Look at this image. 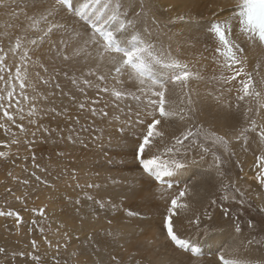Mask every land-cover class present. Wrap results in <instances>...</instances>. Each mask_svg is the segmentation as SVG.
Masks as SVG:
<instances>
[{
    "label": "snow or ice",
    "instance_id": "snow-or-ice-1",
    "mask_svg": "<svg viewBox=\"0 0 264 264\" xmlns=\"http://www.w3.org/2000/svg\"><path fill=\"white\" fill-rule=\"evenodd\" d=\"M133 4L134 0H52L48 4L43 0H23L22 3L21 0H0V9L6 10L10 19L18 20L22 29L21 34L15 35L8 30L17 25L5 23L3 35L7 37L9 46L7 49L0 46V129L12 137L0 142V149L8 150H0V158L7 157L11 146L20 143L17 134L11 131L12 125L23 133L25 126L18 121L27 118L29 124L36 123L33 117L37 114V102L47 100L51 94H42L38 91V85L61 88L58 82L53 85L58 72L47 78L39 71L33 75L29 61L30 46L62 31V38L58 43L53 42L50 50L63 61L75 58L83 60L86 70L81 69L79 76H72L71 84L86 99L87 90L95 89L99 99L92 100V105H99L103 101L99 108L85 103H79V108L83 110L88 106L91 116L99 115L102 121L106 120L114 127L119 134L117 147L130 149L133 164L151 182L158 200L163 202L160 232L175 248L196 257L200 254V248L182 238V223H178L180 217L191 210L186 200L189 190L187 186L174 190L176 186L172 183L176 173L185 169L191 149L199 148L207 153L211 146L212 149H222V154H229L233 142L241 143L245 151L255 142L260 155L256 157L259 170L253 179L264 188V59H258L250 68L247 55L249 49L256 48L264 53V0H233L232 4L226 5L234 8L233 16L211 21L206 26L204 35L211 40L216 65L211 77L215 88L208 96L221 110L227 109L229 119L234 121L223 133L206 128L197 119L198 111L202 109H198L193 99L191 84L203 80L204 76L174 55L170 46L154 42L148 29L138 27L137 20L143 12H136ZM139 7L143 8V5ZM62 13L70 14L63 22L57 19ZM177 19L183 20L184 17L178 16ZM69 20L74 23H69ZM69 40L73 45L72 55L67 53ZM9 54L16 58L13 65L6 62ZM39 68L44 73L49 72L42 63ZM61 94L68 95L64 92ZM72 99L75 100V96ZM51 111H55V108ZM76 122L79 123L78 120ZM94 131L98 134H90L91 141L107 157L104 149L112 145V136L109 134L105 144L104 130ZM67 140L89 146L79 136L74 138L69 135ZM212 156L219 170L223 163L221 155L212 151ZM108 163H113L111 158ZM32 175L36 181L47 183L41 176ZM110 179L113 185L121 183L117 179ZM28 182L23 181L24 184ZM76 186L80 187L79 184ZM86 187L99 189L101 185L88 183ZM229 187L239 193L240 203H243L244 193L235 184L222 185L225 190L222 199L229 198ZM85 196L98 206L99 211L118 208L110 199H96L87 193ZM232 199H236V196ZM80 203L77 199L76 204ZM261 211L264 212V208ZM123 212L128 217L140 215L128 208H124ZM0 215L4 213L0 212ZM188 223L199 225V216L189 219ZM248 226L253 225L249 222ZM235 231H241L239 224ZM107 235L114 240L119 236H114L112 232ZM32 246L36 247L35 242ZM4 251L0 248V253ZM236 252L235 243L226 247L218 255L219 264H243ZM34 259L38 260L39 257ZM94 264H124V261L118 259L116 254H109L107 261L100 257ZM161 264L172 262L162 261Z\"/></svg>",
    "mask_w": 264,
    "mask_h": 264
},
{
    "label": "bare ground",
    "instance_id": "bare-ground-1",
    "mask_svg": "<svg viewBox=\"0 0 264 264\" xmlns=\"http://www.w3.org/2000/svg\"><path fill=\"white\" fill-rule=\"evenodd\" d=\"M22 2L23 0H21V3ZM43 2L45 4H48L51 3L52 0H43ZM232 3L233 0H134L133 7H135V11L143 12V15L137 20V24L140 29H148L152 33L154 42L165 47L170 46L173 54L177 55L181 60L188 63L189 66L192 62L193 71L198 70L197 67L199 66V64L203 65V69L200 68L199 72L201 75L205 73V75H203L204 79L195 82L193 81L191 84V88L194 90L193 99L197 102V104L198 99L201 100V93L198 94L197 90H202L209 93L215 88L214 83L211 81V77L216 71V65L214 63V54L211 40L206 38V36L204 35L206 26L211 21L221 19L225 16H233L235 14L234 8L226 7V5ZM139 5H143V8L139 7ZM178 16H183L184 19L179 20L177 19ZM68 17V13H62L61 17H58L57 19L63 22V20L67 19ZM0 19H4L6 21L10 19L9 16L6 15V10L0 9ZM12 20L13 23L17 25V27L11 29L10 32L15 35L21 34L22 29L20 27V22L18 20ZM68 22L74 23L73 20H69ZM4 33L5 28L3 32L0 31V46H3L6 49L9 46V43L7 37L3 35ZM62 36V31H58L55 35V39L59 42ZM65 38L67 39V37ZM194 45H197L198 53L193 49ZM72 47V42L71 40H69V46L67 49V53L69 55H72ZM33 50V47L30 46V57L32 58H30L29 66L31 71L33 72V75L35 74V72L39 71L41 75H44L47 78L50 75H54L56 72H58L59 75L57 79L53 81V85L57 82L61 85L60 89H55L53 86L49 85H38V91H40L42 94H51L48 95L47 100L37 102V114L34 116V119L38 120L37 122L39 123L41 119H43L45 116H48V114L52 112H58L59 115L61 113L64 114V116L60 117V119H63V121L65 119H68L71 124L69 123V130L66 131V133H64L60 138L65 141V144L69 146L70 149L68 151L73 157L75 148L78 150L79 146L77 145V143L73 144L69 142L67 140V137L69 135H72L74 137V135L76 134L75 131L78 130V126L74 124V119L75 117L81 116L79 113L82 110L79 108V106L74 107L70 111H65V108L72 105L73 101H75L76 99H79L86 105L98 107V105H92V100L99 99V97L96 95L95 89H88V98L86 99L84 94L78 92L75 86L71 84L70 78L72 76H79L81 73V69L86 70L83 60L75 58L70 61H63L61 57H57L54 51H50L48 54H46L44 60L42 58V61L40 62L37 59L40 56L33 55L36 53V50L35 53L33 52ZM190 51L195 52L194 54L198 57V61H196V59L194 58L191 59L192 61L189 59ZM247 55L250 60V68L254 67L258 59H264V53H262L259 48L249 49L247 51ZM15 60L16 58L9 54L7 63L9 65H13ZM41 63L48 67V73H44L43 69L39 68V65ZM65 73H67L68 75H65ZM61 92L68 93V95H62ZM202 95L204 96L203 101L205 107L201 108L202 110L200 111L199 115L201 117L197 116V119L199 121L201 120L204 124L214 122L218 132L223 133L231 123H234V121L229 119L227 115V109L221 110V108L217 107L212 99L210 102H206V96L203 92ZM72 96H75V100L72 99ZM70 98L73 101H71ZM102 104L103 101L100 103V106H102ZM52 108H55V111H51ZM54 115H57V113H55ZM25 120H27V118ZM48 120L50 119H47L46 121L42 120L39 123L38 127L40 128V126L45 124V122H50ZM55 120L58 121L59 119H53V121ZM88 123H92V121H88ZM97 123L98 129L104 130V142L105 144H107L109 134L114 132L115 129L114 127L110 126L106 120L99 121ZM28 127L30 128V126ZM94 130H96V128L93 124L92 133H94L95 135L98 134V132H93ZM84 132L85 131L82 130L79 131V133ZM37 133L38 134L35 135V140L37 139L36 142H47V146H50V143H53L54 137H59L55 136L58 134H52L48 135V138L45 139L44 137H40L41 132L37 131ZM90 133L91 132H86L85 135H88ZM112 143H115V141L112 140ZM92 147L97 152L93 151V149L91 148V144L89 145V150L81 148L80 151L77 152V159L79 155H81L80 159H78L79 161L74 162L75 164L72 163V166L68 168L69 170L66 168H63V170H61L62 167L61 169H58L60 167L57 166L59 173H61L56 177V181H54L56 182V185H62L60 189L71 191L75 196L70 206H68L69 214L59 220V218H56V213H52V215L55 216V221H51L52 224L50 223L51 227L54 229L52 231L53 237L58 236L64 238L65 233H67L68 238H77L78 243L75 244L76 249L73 250V252L70 254V258L75 261V264H94V262L97 261L100 257H103V259L107 261L109 258V254H114L113 251H115L117 247H115V242L108 240L109 236L107 235V231L112 232L114 236L119 234L116 240L120 244H122L121 250L124 252V247L126 248V251L129 252L130 250L136 248L134 245H136L137 240L143 241V243L145 244L143 245L145 247L143 248L146 252L145 255H147L148 259L150 260L148 262L146 261V263L143 264H161L162 261H171L172 264H219L217 259L220 252H222L229 245H233L234 243L237 245L236 256L243 261V264H248L246 262H248V259L250 260V257L252 258V256L250 254V251H248L245 241H243V236H241L239 233L234 230L223 232V230L217 229H209V232H207L208 230L206 231L204 228H201L196 224L188 223L189 219H194L195 216L200 213L201 209L205 205H207L208 199H215H212V197H215V191L219 190V188L221 190L222 185L226 184L224 183L225 181L223 182V184L222 182L218 184V170L215 165L205 162L204 164L199 165L201 168H196L195 166H185V169L176 173V177L174 179L176 183H184L180 185L181 188L187 186L189 190V195L186 200L191 205V210L186 215H182L178 220V223H182V227L180 229V235L182 236V238L188 239L190 242H193L197 247L200 248V254L196 257H192L190 252L186 253L183 249H177L174 245L170 244V242H166L167 240L165 238V235L162 234L159 230V222L161 218L160 214L163 211H158L156 213L158 216L155 219L156 221L153 223H149V221L146 222V220L144 219L141 221V217L137 218L138 216L134 218L128 217L124 214L123 209L125 208V205H128V203H118L119 199L122 196H125V199L128 200V198H133L134 195L128 197L124 190H122L121 194H118V192L113 191V189L122 187V185L127 180H130L133 186L134 184L139 187L142 186V195L138 198L143 197L142 200H150V198L153 199L154 196H157L155 194V191L153 190L154 188L150 187V181H148L147 177L141 175V171L138 173L139 169L135 164H133L132 160H129V162L132 163L133 166L127 171L128 173L111 174L112 171L109 166L117 165V158H111L113 163L109 164L108 159L110 157H106L104 153L100 151L93 143ZM108 147H105L104 151H106L107 153L108 150L113 152L114 149L112 147ZM125 148L126 147H120V149L123 150H125ZM230 150H232V152L234 153L233 155H235V158L238 159V162L242 169L241 175L243 176V180L241 179V181L231 178L230 185L235 184L236 187H238L244 193L243 196H252L254 199H258L257 202H260L259 204H261L262 206H260L263 208L264 192L259 189L257 184L254 183L255 180L253 179V177L259 170L258 162L257 165H252V162L255 159L254 157L257 156V154H260L256 143H251L248 147V150L245 151L241 143L233 142V144L230 146ZM125 151L129 152L130 149H126ZM60 152H62V150ZM220 153H223L222 149H220V152L217 153V155H221ZM221 159L223 163L225 160H229V154H223L221 156ZM242 159L245 160V164L242 163ZM187 162L191 161L188 160ZM250 165L252 166V168H249ZM232 166L231 171L235 173L236 170ZM53 169L54 171H57L56 167H54ZM73 170H75L76 173H74ZM129 173H134V175H129ZM193 173H197V175L193 176ZM68 174L71 176L69 177ZM73 175H75V179H73ZM112 177L121 181V183L113 185L110 179ZM227 181H229V179H227ZM88 183H98L101 185V187L99 189H89L86 187V184ZM77 184H79L80 187H77ZM229 189L232 188L229 187ZM232 191L233 193L227 194L229 198H232V195H237V197L241 198L239 196V193L235 192L233 189ZM80 192L92 195L96 199H110L118 205V208L116 210L109 209L106 212L99 211L98 206L93 205L91 201H88L85 195L81 196L83 194H80ZM63 193L64 192L57 195L55 193V197L52 193L51 196L46 193L44 197L41 196V200L44 199L49 205L54 206L55 201L59 197H61ZM77 199L81 201L79 205L76 204ZM245 201L248 202V200L243 199V203H246ZM153 202L155 203V201ZM161 204H163V202ZM148 208H150V206H148ZM150 209L154 210L155 214L156 209ZM150 213H152V211H150ZM150 215H153V213ZM151 217L153 218V216ZM108 221H111V223H109ZM107 222L110 224V226H108L109 224ZM136 225L138 229L135 228ZM143 227L147 229L148 233H140ZM134 230H139V232H134ZM224 233H226V235H224ZM68 238H66V240ZM227 238L228 243L226 244L225 241ZM47 239H49L48 236ZM112 247H115V250H110V248ZM158 249L160 250V252H158ZM97 250L99 251V255L97 254ZM121 253H119L117 257H120ZM135 255L131 256L132 258L128 257L122 259L123 261H125L124 264L126 262L137 264L136 261H139L140 259L138 260L139 257L135 258ZM123 256L124 255H122V257ZM147 257L142 255V258ZM141 261H143V259H141ZM250 262L251 261H249V264Z\"/></svg>",
    "mask_w": 264,
    "mask_h": 264
},
{
    "label": "rangeland",
    "instance_id": "rangeland-1",
    "mask_svg": "<svg viewBox=\"0 0 264 264\" xmlns=\"http://www.w3.org/2000/svg\"><path fill=\"white\" fill-rule=\"evenodd\" d=\"M5 23H13V20L9 19L6 21L4 19H0L1 32L4 31ZM10 30L11 29H9L8 31L10 32ZM55 35L48 38H43L37 43V45L32 46L34 49L33 50L34 53L36 50V53L33 55L40 56L37 58L38 61L41 62L42 58L44 60L46 54H48L51 51L50 48L53 42L58 43V41L55 39ZM193 49L195 50V52L198 53L197 45H194ZM195 52L190 51L189 59L191 60L194 58L196 59V61H198V57L194 54ZM190 67L192 68V62ZM200 68L203 69V65L199 64V66L197 67L198 70L195 71L199 72ZM202 75H205V73ZM197 92L198 94L201 93L200 95L201 100L198 99V104H197L198 109H201L205 107L203 101L204 96L202 95V92L206 96L205 97L206 102H210L211 97H209L208 93L205 91L197 90ZM70 100L73 101L71 98ZM79 103L82 102L79 99H76L75 101H73L72 105L65 108L66 109L65 111L72 110L74 107H77ZM99 107L100 104L98 105L97 108ZM200 111H198L197 116L200 115ZM55 113L58 112H54V113L52 112L48 114V116H45L43 119H41V121L42 120L46 121L47 119H50L48 120L50 122H45V124L41 125L40 128L38 127V125L41 121H39L38 123L37 122L38 120H35L36 123L29 124L28 119L22 122L18 121V123H23L25 126L26 131L23 133H21L19 129H17L14 125L11 126V131L17 134L16 138L19 139L20 143L11 146L12 151L9 152V155L7 157L0 158V212L4 213V215H0V248L5 249L3 253H0V264H75V261L72 260V258H70V254L73 252V250L76 249L75 244L78 243L77 238H73V237L68 238V236H65L66 238H68L66 240L65 237L64 238L58 236L53 237L52 231L54 229L50 225V223L52 224V222L55 221L54 219L55 216H53L52 213H56V218H59V220H61L62 218L66 217L69 214L68 206H70L75 196L72 194L71 191L68 190L65 191L60 189L62 185L61 184L56 185V182L54 181H56L57 179L56 177L59 176L61 173V172L59 173L58 169H61V167H62L61 170H63V168L66 169L70 168L72 166V163L75 164L74 162H78L79 161L78 159H80L81 157V155H79L77 159L78 156L77 152L80 151L81 148L89 150L88 149L89 146L84 147L82 144L77 142L79 148L78 150L75 148L74 155L72 157V155H70V152L68 151L70 149L69 146L65 144V141H63L60 138L64 133H66V131L69 130L71 123L68 121V119L67 120L65 119L64 121L63 119H60V117H63L64 114L61 113L60 115L58 114L54 115ZM79 114L81 116L75 117L74 119V124L78 126V130L75 131L76 134L74 135V137L79 136V139L86 141L88 145L91 144V148L93 149L91 135H95V134L92 133V127L94 124L96 130H98L97 122L102 121V119L99 115H97L96 117L91 116L90 108L88 106H86L85 109H83ZM53 119H59V120L53 121ZM77 120L79 121V123L76 122ZM88 121H92V123H88ZM200 122L206 128H214L215 130H217L214 122L208 124L207 123L204 124L201 120ZM28 126H30V128ZM82 129H88V131H85L84 133H79V131ZM37 131L41 132L40 137H44L45 139L48 138L47 137L48 135H52V134H58L55 136H59V137L58 138L54 137L53 143H50L51 145L47 146L46 145L47 142L46 143L36 142L37 139L35 140V135L38 134ZM86 132H91L90 133L91 135L90 134L85 135ZM110 134L112 136V140H114L115 143H112V145L108 147V148L112 147L114 149L113 152L108 150V158L109 157L117 158L116 160H118L117 165L109 166V168H111L112 171L111 174L128 173L127 171L133 166L132 163L129 162V160H132L131 151L126 152L125 150L129 148H125V150H123L120 149V147H117V144L119 142V134L116 131ZM11 138L12 137L10 134L5 135L4 131L0 129V142L10 140ZM209 147H210V151L207 153L202 152L199 148L191 149V151L187 156V161L189 160L191 162H187L186 167L195 166L196 168H201L199 165L204 164L205 162L214 165V162L212 160L213 159L212 151H216L217 153H219L220 150L212 149L211 146ZM0 150L8 151L7 149H0ZM61 150L62 152H60ZM93 151L97 152L94 149ZM220 154L221 156L223 155L222 153ZM258 155L260 154H257V156ZM257 156L254 157L255 159L253 160L252 165H257L258 162L256 160ZM229 158H230L229 160H225L226 162L224 161L223 165L218 170V177H219L218 184L221 182L223 184V182L225 181L224 183H226V185H230L231 178L232 179L234 178V180L236 179L240 181L241 179L243 180V176L241 175L242 173L241 166L238 162V159H236L235 155H233L232 150H230L229 152ZM121 160H123L124 163H120ZM242 163L245 164L244 159H242ZM36 165H39V167H36ZM57 166H59L60 168H58ZM231 166L235 168L236 170L235 173L231 171L232 170ZM54 167H56V170L58 172L54 171L53 169ZM249 168H252V166L250 165ZM73 172L76 173L75 170H73ZM139 172L140 169L138 173ZM32 173L41 176L42 180L47 181V183L45 184L36 181ZM220 173H223V175L221 176ZM193 174H194L193 176L197 175V173H193ZM129 175H134V173H129ZM68 176L70 177L71 175L68 174ZM112 179L114 178L112 177ZM227 179H229V181H227ZM24 180H28L29 182L27 184H24L23 183ZM172 183L174 184V186H176L175 188L176 190L180 189L181 188L180 185L184 184L182 182L176 183L174 179L172 180ZM254 183L257 184V186L262 192H264V188H262L256 181H254ZM150 187H151V182H150ZM141 188L142 186L139 187L136 184H134L133 186L130 180H127L122 185V187L113 189V191L118 192V194H121L122 190H124V192L126 193V195H128V197L134 195L133 198H128V200L125 199V196H122L119 199L118 203L127 202L128 205H125V208H128L133 211L135 210L140 213L138 217L136 216L137 218L141 217L140 219L141 221L144 219L146 220V222L149 221V223H153L156 221L155 219L158 216L156 213L158 211H163L164 205L161 204L162 201L155 198L157 196H154L153 199L150 198V200L149 199L142 200L143 197L138 198L142 195ZM153 190L155 191V189ZM62 192H64L63 195L55 201L54 206L49 205L47 201H45L44 199L41 200V196L44 197L46 193L49 194L50 196L54 194L55 197V193L57 195V194H61ZM229 193H233V191L232 189L228 188L227 194ZM80 194H83L81 196L85 195L84 192L83 193L80 192ZM224 194H225V190L223 188L220 190L219 188V190L215 191V197H212V199L215 198L214 199L215 203L213 204L212 203L213 200L208 199L207 205H205L201 209L200 213L197 214V216H199L200 218V223L198 226L204 228L206 231L208 230L207 232H209V229H217V230H223V232H227L229 230L235 231L236 225L239 224L241 227V231L239 232V234L243 236V241H245L248 251H250V254L252 256V258L250 257V260L248 259V262L246 263L249 264V261H251L250 264H264V212L261 211L262 205L259 204L260 202H257L258 199H254L252 196L249 197L243 196L242 199L248 200V202L245 201L246 203H240L241 198L237 197L235 193L234 195L236 196V199H232V198L222 199ZM17 197H19V199H17ZM263 197H264V193H263ZM153 201H155V203ZM148 206H150V208L156 209L155 214H154V210H151L150 208H148ZM150 211H152L153 215H150L152 214L150 213ZM148 214L150 217L148 216ZM151 216H153V218ZM18 217L19 219H17ZM249 222H251V224L253 225L252 227L248 226ZM108 226H110V224ZM135 228L138 229L137 225ZM142 230L140 231V233H145V232L148 233L147 229H145L144 227L142 228ZM108 232L109 231H107V233ZM134 232H139V230H134ZM224 235H226V233H224ZM47 236L49 239H47ZM108 240L115 242V247H117L116 250L115 247L110 248V250H115L113 251L114 254L119 255V253L122 252L121 256L120 257L118 256L119 259H124L128 257L130 258L131 256L137 254L135 255V258L139 257L138 260L140 259L139 261H136L137 264H141V263L143 264L146 263V261L147 262L150 261L147 255H145L146 252L143 249L145 248L143 246L145 244L143 243V241L137 240V243L139 245L136 243V245H134L136 248L130 250L129 253L126 251L125 247L123 248L125 252L121 250L122 244H120L116 239L114 240L112 237L109 236ZM33 242H35L36 247L32 246ZM225 242L226 244L228 243V238L226 239ZM158 252H160L159 249ZM125 253L127 254V256ZM122 255L124 256L122 257ZM142 255L147 258H142ZM34 257H39V259L38 260L34 259ZM141 259H143V261H141ZM125 264H134V263L126 262Z\"/></svg>",
    "mask_w": 264,
    "mask_h": 264
}]
</instances>
